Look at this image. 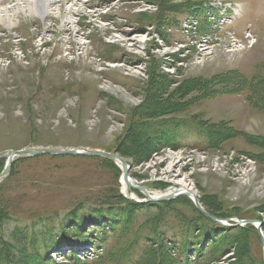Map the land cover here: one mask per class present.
Returning a JSON list of instances; mask_svg holds the SVG:
<instances>
[{
    "label": "rangeland",
    "instance_id": "rangeland-1",
    "mask_svg": "<svg viewBox=\"0 0 264 264\" xmlns=\"http://www.w3.org/2000/svg\"><path fill=\"white\" fill-rule=\"evenodd\" d=\"M50 1L41 16L33 0H0V154L117 153L150 195L177 183L214 218L258 220L264 234V0ZM108 161L14 162L0 264H71L85 248L92 261L108 237L128 263L140 245L157 256L142 264H264L254 225H219L185 196L137 209L124 193L145 194L124 191Z\"/></svg>",
    "mask_w": 264,
    "mask_h": 264
},
{
    "label": "water",
    "instance_id": "water-1",
    "mask_svg": "<svg viewBox=\"0 0 264 264\" xmlns=\"http://www.w3.org/2000/svg\"><path fill=\"white\" fill-rule=\"evenodd\" d=\"M43 155H50V156H82V157H98V158H104L107 160H110L112 162H114L116 165H118L120 167V170L122 172V178L125 179L126 182L128 181L129 176V170L131 168L130 164L126 161L123 160V158L117 154V153H105L102 151H93V150H88V149H56V148H52V149H25V150H21V151H9L5 154H0V159H4L6 160V164L5 167L2 171V173L0 174V180H2L9 172L11 169V166L13 165L14 162H16L19 159H25V158H34V157H38V156H43ZM119 163V164H118ZM133 189L140 191L142 194H145V196L148 198L149 201L152 202H168V201H172L177 199L178 197L181 196H192L191 199L192 201L195 203L196 208L202 212L204 215L208 216L212 221H214L215 223L222 225L223 223L226 224V226L224 227H231V228H236V227H244L245 225H253V224H258V233H259V237H260V241H261V245L264 249V234L262 232V222L258 221V220H232V219H227V220H221V219H217L214 218L213 216H211L210 214H208L204 208L201 206V204L198 201L197 196L192 192L189 191L185 194H180V193H176V194H171L169 195V197L167 198H159V199H153L154 197L150 196L149 194H147L148 192H146V189L144 187H138L136 185H130ZM152 197V198H151ZM198 201V202H197ZM144 202V201H143ZM235 222V225L230 224ZM223 226V225H222Z\"/></svg>",
    "mask_w": 264,
    "mask_h": 264
},
{
    "label": "trees",
    "instance_id": "trees-1",
    "mask_svg": "<svg viewBox=\"0 0 264 264\" xmlns=\"http://www.w3.org/2000/svg\"><path fill=\"white\" fill-rule=\"evenodd\" d=\"M145 105L146 104V99H145V101L142 103V105ZM143 105V106H144ZM209 133L211 134V136H212V133H211V131H209ZM212 138V137H211ZM210 137L208 138L209 140L211 139ZM1 161V160H0ZM108 160H106V162H107ZM108 163H109V165L111 166V167H113V169L112 170H114V171H118V174H120V170L116 167H114V165H112L113 163L112 162H110V161H108ZM112 163V164H111ZM2 168H3V163L2 162H0V172H1V170H2ZM168 185V184H167ZM168 187V186H167ZM1 188V187H0ZM178 200H180V202L181 201H189L187 198H184V197H180V198H178V199H176V200H174V201H170V202H167V203H162V204H156V205H154V204H137V203H132V206H134V207H137V209H140V208H144V206H148V207H157V206H159V205H165V206H168V205H170V204H174V203H176L177 204V201ZM179 203V202H178ZM189 203H191L190 201H189ZM96 235V234H95ZM121 236V235H120ZM123 236V235H122ZM96 237V236H95ZM96 238H94V240H95ZM115 239L117 240V242H121L122 243V240H121V238H119V237H115ZM117 242H115V240H114V238H113V244H112V242H109V237L107 238V241H106V244L105 243H103L102 242V245H105L106 246V252H104V255H102L100 258H97V259H95V260H92V261H90V260H88L87 262L86 261H82L80 258H79V255L80 254H78V253H76V254H67L66 256H68V259L70 260V262H71V264H127L128 262L126 261V259H128V255L129 256H131V254H128V252H127V250L126 249H123V251L121 252L122 254H119V255H114V254H116V253H112L111 252V249L115 246V244H117ZM170 243V246H172V245H174L172 242H169ZM124 246V243H122L121 244V246L119 247V249L120 248H122ZM100 247V246H99ZM141 247L142 246H140L139 245V248L137 247V250L135 251V253H133V254H137V258L136 259H134L133 261H130L128 264H142L141 263V261L140 262H138L137 263V261L139 260V258L141 257V258H143L144 256H145V258L144 259H146V257L147 256H150V257H152V261H156L157 260V256H156V254H150V255H148V254H143L144 253V251H142L141 252ZM175 247V246H174ZM95 248H96V246H95ZM86 249V248H85ZM85 249L84 250H82V251H80V253H82V252H85ZM176 248H174L173 249V251L175 250ZM100 250H104V247H100ZM170 250H172V249H170ZM174 252H176V251H174ZM120 256V257H119ZM149 257V258H150ZM196 257V256H195ZM41 258H43L44 260H46V262H47V264H58L57 263V261H55V259H52V257H50L49 256V254H43V255H41ZM197 258V257H196ZM196 258L194 259V260H196ZM144 261H146V260H143V262ZM199 261V260H198ZM145 264H147V261L145 262ZM148 264H153V263H148Z\"/></svg>",
    "mask_w": 264,
    "mask_h": 264
},
{
    "label": "bare ground",
    "instance_id": "bare-ground-1",
    "mask_svg": "<svg viewBox=\"0 0 264 264\" xmlns=\"http://www.w3.org/2000/svg\"><path fill=\"white\" fill-rule=\"evenodd\" d=\"M223 2V1H222ZM33 3H35L36 4V7H38V10H39V13L41 14V16H46L47 14H48V8L49 7H51L50 5H51V1L50 0H33ZM32 12V11H31ZM36 14V13H35ZM2 19V17L0 16V21H4V20H1ZM5 23V22H4ZM7 26H8V24H7ZM11 26V25H10ZM170 39V38H169ZM188 47V46H187ZM85 56H87V54L85 55ZM217 57V56H216ZM84 59H85V57H84ZM81 62V61H80ZM83 63V62H82ZM80 64V63H79ZM74 65V64H73ZM65 66V65H64ZM70 67V66H69ZM85 75V74H84ZM86 76V75H85ZM69 79V78H68ZM233 86V85H232ZM186 103V102H185ZM184 105V104H183ZM262 139H264V138H262ZM170 146V145H169ZM47 149H50V148H47ZM89 150V149H88ZM105 153H107V152H105ZM124 160V159H123ZM257 160V159H256ZM110 161V160H109ZM258 161V160H257ZM112 162V161H111ZM119 164V163H118ZM116 165V164H115ZM118 166V165H117ZM4 169V168H3ZM130 170H131V168H130ZM129 170V171H130ZM3 171V170H2ZM2 173V172H1ZM123 186H126V188H123V190L124 191H126L127 190V188L128 189H132V187L130 186V185H133L131 182H133L132 180H131V178L129 177L128 178V181L129 182H126L125 181V179L123 178ZM175 184V183H174ZM177 184V183H176ZM175 184V186H173V187H171V188H169V189H167L166 191H164L163 193H158V194H155L154 193V195H150L149 193H147V194H149L150 196H152V197H154L153 199H159V198H167V197H169V195H171V194H176V193H180V194H185L186 195V193L188 192V190H185V189H183L181 186L182 185H176ZM146 192H147V190H146ZM128 193V192H127ZM151 197V198H152ZM185 197H188V196H185ZM191 197L192 196H190V197H188V198H190L191 199ZM192 200V199H191ZM145 202L146 203H148V202H151L152 203V201H149L148 200V198L146 197V200H145ZM169 202V201H168ZM198 202V201H197ZM153 203H160V202H157V201H155V202H153ZM161 203H163V202H161ZM195 204V203H194ZM196 206V205H195ZM202 213V212H201ZM203 214V213H202ZM223 226H226V223L224 224H222ZM256 228H258V224H253ZM246 226V225H245ZM244 226V227H245ZM242 228V227H241ZM258 231V230H257Z\"/></svg>",
    "mask_w": 264,
    "mask_h": 264
}]
</instances>
